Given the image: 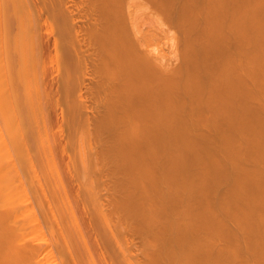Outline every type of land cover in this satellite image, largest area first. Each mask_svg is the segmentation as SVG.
<instances>
[{"label": "bare ground", "instance_id": "1", "mask_svg": "<svg viewBox=\"0 0 264 264\" xmlns=\"http://www.w3.org/2000/svg\"><path fill=\"white\" fill-rule=\"evenodd\" d=\"M76 1L0 0V264H264V0Z\"/></svg>", "mask_w": 264, "mask_h": 264}, {"label": "rangeland", "instance_id": "2", "mask_svg": "<svg viewBox=\"0 0 264 264\" xmlns=\"http://www.w3.org/2000/svg\"><path fill=\"white\" fill-rule=\"evenodd\" d=\"M76 2H80V1H76ZM77 4H79V3H76V5ZM80 8H83L84 9V7H81V3L79 4V5H77V9H79V7ZM75 9H76V7H75ZM76 9V11L78 12V11H81L80 9L79 10H77ZM83 9H82V11L81 12H83L82 14H81V16L83 17V19H84V17H85V14H86V12H84L83 11ZM39 12H41V11H39ZM40 14H42V13H40ZM77 15H79L80 16V13L78 12V14ZM84 15V16H83ZM42 17H44L43 16V14L41 15ZM82 19V20H83ZM51 21V20H50ZM50 21L48 20L47 21V18H45V20H41V22H40V27H41V29H40V27H39V29L41 30H39L40 31V39H41V36H42V39H41V42H45L44 41V39L47 37L48 39H50V42H49V40L46 38L45 40H46V42H47V40H48V43H50V45H49V47H48V43H46L45 45H43V51H45L46 53L47 52H51L50 53V56L51 57H49V55H47L46 56V53L45 52H43V62L45 61V62H47V65L45 66V62H44V64H43V66H41L42 67V69L44 68H47V66H48V68H47V72H46V69H45V71H44V69H43V71H42V69H41V67H40V72H39V74L41 73L42 74V72H46V77H44L45 75H43V78H44V80H45V78H46V80L43 82V86H44V84H45V82L47 81L49 84L50 83H52V82H50V81H52L53 80V82H54V80L56 79V80H58L61 76H58V74L59 75H61V71L59 72L58 71V68L61 66H59V64H58V67L55 69V67L57 66V64H55L56 63V61L57 62H60V59H61V56L59 55V54H55V50L53 49L54 48V46H53V38H52V36L54 37V34H52V32L51 31H53V30H51V29H53V28H51V24H52V22H51V24L50 25H48L49 23H50ZM45 22V23H44ZM46 22H47V24H46ZM44 24H45V26H44ZM54 24V23H53ZM47 26V27H46ZM48 26L51 28H49V32L48 31H46V30H48ZM54 26H55V24H54ZM83 26V29L86 27V24L84 25L83 23H81V26H79V28H77L76 27V30L78 29L79 31H77L78 32V36H77V38H81V36L83 37V35H84V37L83 38H85L87 35H85V33H86V29H82V31H81V29H80V27H82ZM85 26V27H84ZM45 28V29H44ZM47 28V29H46ZM51 30V31H50ZM55 30V29H54ZM85 33H84V32ZM77 32H76V34H77ZM80 32H82V34L80 33ZM54 33V32H53ZM79 33H80V35L81 36H79ZM84 33V34H83ZM46 34H48V36L46 35ZM44 37V38H43ZM78 39V42H80L79 43V46H80V48H81V51H82V49H87L86 47L88 46V47H90V48H88L87 50H89L88 51V53L89 52H91L90 51V49H91V46H90V44H89V42H88V44H87V41H89L88 40V37H86L83 41H82V38L81 39ZM52 39V40H51ZM43 40V41H42ZM85 40H87V41H85ZM85 42H86V44L87 45H85ZM42 43V44H43ZM52 43V44H51ZM84 46L85 45V48L84 47H82V46ZM52 48V49H51ZM87 50L85 51V50H83L82 52L84 53V54H86V52H87ZM82 52H81V54H82ZM45 53V54H44ZM49 53H47V54H49ZM87 53V55H88V57L90 56V54H88ZM84 54H82L83 55V57H84ZM53 55V56H52ZM56 55H58V56H56ZM45 56L47 57V59H44L45 58ZM86 56V55H85ZM56 57H58V59L56 58ZM51 58H53L52 60H51ZM86 58V57H85ZM53 61L54 60V62L53 63H51V61ZM90 59H93L92 58V55H91V58H88V61H89V64H90ZM47 60V61H46ZM53 64V66H51ZM61 68V67H60ZM89 69H87V72L88 73H91V66L90 67H88ZM53 71H52V70ZM56 70V71H55ZM59 70H61V69H59ZM89 70V71H88ZM92 70H93V68H92ZM58 71V74L56 73ZM51 72V73H50ZM53 72V73H52ZM55 73V74H54ZM41 74H40V76H41ZM52 75H53V77H52ZM54 75H57L58 77H54ZM51 77H52V79H51ZM41 78H42V76H41ZM42 78V79H43ZM58 78V79H57ZM57 83H59V82H57ZM56 83V81H55V83L52 85V84H50V85H45L46 86V88L48 87L49 89H47L46 90V88H44L43 86L41 87L42 88V91H43V93H44V97H42L43 99H44V102L46 103H44L43 102V106L44 105H46V108H47V104L49 105L50 104V102H51V106L49 105L48 106V108L50 109V112H48L49 111V109H46V110H48L47 112L45 111V106L43 107V109H44V111H45V113L47 114V113H49V115H47V117H49V121L50 122H48L47 123V126L48 125H50L52 128H51V132H53L52 130H54V132L53 133H55V132H57L56 130V128L58 127V125L60 124V122H61V124H63L64 125V123L62 122V121H60V120H58V119H61V117H62V115L60 114V113H63V112H60L61 111V107H62V104H63V101L61 102V97H62V99H63V95L60 97V94H62V93H60L61 91H58L57 89H59V88H57V87H59V85ZM47 84V83H46ZM53 88V86H55L53 89L51 88V87ZM61 88H62V86H61ZM60 88V89H61ZM59 89V90H60ZM86 89V88H85ZM85 89L83 88L82 90H84V92L81 90V100H82V102H83V104H84V106L88 109V110H93V109H95V107H94V105H96L97 106V104H94V99H95V97L94 96H92V94L94 95V92H91L92 94H91V97H89V95H90V92H88L90 89H92V90H90V91H93L94 90V88L93 87H89V90L87 91V92H85ZM87 89H88V87H87ZM51 90V91H50ZM53 90H54V92H53ZM57 90V91H56ZM62 90H63V88H62ZM86 93V94H85ZM59 94V95H58ZM87 94H88V97L90 98H88L87 99ZM94 97V98H93ZM46 98V99H45ZM93 99V100H92ZM46 100V101H45ZM47 101H50L49 103H47ZM60 101V102H59ZM95 102H97V100L95 101ZM52 107V108H51ZM56 109V111L58 112H56L55 110H54V108ZM57 114H58V116H57ZM57 117H58V119H57ZM48 119V118H47ZM59 121V124L57 123L58 121ZM51 123V124H50ZM58 124V125H57ZM61 124L59 125L60 127L58 128V130L60 129L61 130V132L63 133H65V127L63 128V126H61ZM50 128V127H49ZM64 129V130H63ZM60 130H59V133H61L60 132ZM53 133H51V134H53ZM59 133H56V134H59ZM61 133V134H62ZM64 133H63V135H64ZM56 134H54L53 136H52V138L54 137L55 138V140H54V138H53V140H54V142L56 143V140H57V142L58 141H60V140H58V139H56L57 138V136H56ZM60 134V135H61ZM59 136V135H58ZM62 136V135H61ZM59 138H60V136H59ZM63 138H64V136H63ZM60 139H62V138H60ZM60 143H63V140H61L60 141ZM57 144V143H56ZM56 144H54V154H55V158H56V162L58 163V165H59V168H60V173H61V176H62V178H63V181H64V183L66 184L65 186H66V188L68 189V191H69V194L71 195V198H77L75 195V192H76V187H75V182H74V178H73V175H72V173L69 171V169L67 168V162H68V156H67V152H65V151H63L64 149H62L61 148V146L62 145H56ZM60 147V148H59ZM75 202H78V201H76V200H74ZM75 205V204H74ZM80 205V203H76V210H77V214H78V216H80L81 218H79V219H82L81 220V223H82V225H85L86 224V221H87V217L86 216H84L85 214H84V212H83V210L81 209V205ZM79 212V213H78ZM83 213V215H81ZM84 217H85V219H84ZM83 221V222H82ZM84 223V224H83ZM87 225V224H86ZM87 227H88V225L85 227V230L87 229ZM84 229V228H83ZM88 230V229H87ZM86 230V231H87ZM85 231V232H86ZM87 233V232H86ZM90 239H91V237H90ZM92 242V241H91Z\"/></svg>", "mask_w": 264, "mask_h": 264}]
</instances>
